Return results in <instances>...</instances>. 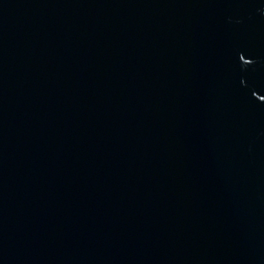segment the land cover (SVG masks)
Wrapping results in <instances>:
<instances>
[{
    "label": "water",
    "instance_id": "95a60500",
    "mask_svg": "<svg viewBox=\"0 0 264 264\" xmlns=\"http://www.w3.org/2000/svg\"><path fill=\"white\" fill-rule=\"evenodd\" d=\"M0 264H264V0H0Z\"/></svg>",
    "mask_w": 264,
    "mask_h": 264
}]
</instances>
